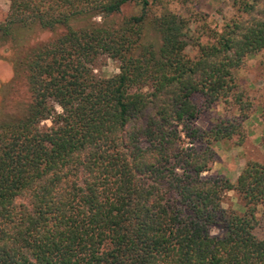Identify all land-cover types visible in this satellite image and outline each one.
<instances>
[{
	"label": "trees",
	"instance_id": "trees-1",
	"mask_svg": "<svg viewBox=\"0 0 264 264\" xmlns=\"http://www.w3.org/2000/svg\"><path fill=\"white\" fill-rule=\"evenodd\" d=\"M7 1L0 44L28 102L0 118V264H264V160L244 156L232 182L210 173L216 144L245 141L233 71L264 58V0H231L217 28L195 22L208 37L193 57L197 13L169 8L188 0ZM34 30L54 33L20 44ZM102 56L116 73L94 74ZM217 102L230 118L199 127ZM228 192L236 207L221 206Z\"/></svg>",
	"mask_w": 264,
	"mask_h": 264
},
{
	"label": "rangeland",
	"instance_id": "rangeland-1",
	"mask_svg": "<svg viewBox=\"0 0 264 264\" xmlns=\"http://www.w3.org/2000/svg\"><path fill=\"white\" fill-rule=\"evenodd\" d=\"M7 6V0H0V21L3 19L7 11ZM184 6L185 7H182L180 4L173 3L169 5V8L174 12L182 13L184 16H187L188 14L187 9L193 10L197 13L194 20H192V23H190L187 32L191 41L184 48V53L189 57H193L196 53L195 44H192L194 37L198 38L200 42H204L208 37V32L201 33V31L194 27L195 22L204 23L208 28H217L222 24L223 20H226L234 14V9L231 5V0H188ZM134 11L135 9L132 6H125L115 18H119L122 15H127ZM191 19H193V16L190 20ZM53 33L54 32L51 31L34 30L33 32L27 33V35L24 33L26 36L24 35L19 42L22 45L36 44L52 37ZM12 46L13 44H10L9 42L0 44V118L18 115L28 102V93L24 81L21 76H15L13 74L11 63L8 60V57L13 55L15 50ZM117 64L116 60L102 56L94 63L93 72L96 76L108 77L117 72ZM263 76L264 58L259 53L246 58L244 63L233 71L235 89L241 92L242 97L246 98L251 104L247 118L254 109L260 110L261 105L264 103ZM190 99L197 106L202 108V98L199 94H193ZM259 110L254 113V116L259 113L261 117H264V114ZM231 111V107L224 106L221 102L212 103L209 108H203L200 111L195 121L199 127L208 129L214 124L216 118L221 116L224 118H230ZM247 118L241 123V129L244 134L251 131L250 126L252 123L251 121H247L249 120ZM41 124L48 125L49 121L44 120ZM246 141L243 143L245 146L243 149L244 156L262 162L264 160V152H260L261 150L259 149V151L255 146H249V144H246ZM215 149L216 145L213 149L215 152V160L211 164L210 173L220 174L225 177L220 171V169L222 170L224 167L223 163L225 164V162H222L221 160L222 158H225L224 154L217 150L218 148ZM229 156L226 157L228 160L230 159ZM228 164L231 165L230 160L228 161ZM235 198L236 197L233 193H226L222 199L221 206L224 208L231 206L236 207L238 200ZM218 232L219 231L215 227L211 228V234H217ZM253 233L260 237L262 232L259 228H255Z\"/></svg>",
	"mask_w": 264,
	"mask_h": 264
},
{
	"label": "crops",
	"instance_id": "crops-1",
	"mask_svg": "<svg viewBox=\"0 0 264 264\" xmlns=\"http://www.w3.org/2000/svg\"><path fill=\"white\" fill-rule=\"evenodd\" d=\"M247 85V83H246ZM251 121L252 125L250 126L251 131L246 132L245 135V141L246 144H249V146H255L260 152H264V119L259 115V113L254 116V113H251L249 117L247 118ZM258 140V141H257ZM216 149L219 150L224 154V159L222 158L223 168L220 169L221 173L224 174L226 178L229 179V181H233L237 174L239 173L243 161H244V144L243 145H232L229 147H225L221 144H216ZM215 149V150H216ZM230 157L231 165L228 164V158Z\"/></svg>",
	"mask_w": 264,
	"mask_h": 264
}]
</instances>
